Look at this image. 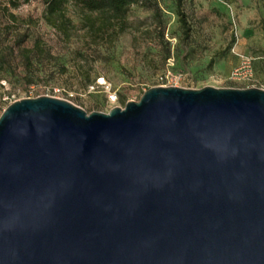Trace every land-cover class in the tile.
<instances>
[{"label":"water","instance_id":"obj_1","mask_svg":"<svg viewBox=\"0 0 264 264\" xmlns=\"http://www.w3.org/2000/svg\"><path fill=\"white\" fill-rule=\"evenodd\" d=\"M0 264H264V89L156 86L0 115Z\"/></svg>","mask_w":264,"mask_h":264},{"label":"rangeland","instance_id":"obj_2","mask_svg":"<svg viewBox=\"0 0 264 264\" xmlns=\"http://www.w3.org/2000/svg\"><path fill=\"white\" fill-rule=\"evenodd\" d=\"M10 1L0 0V115L39 96L108 113L156 86L245 88L229 79L242 56L254 58L255 87L264 89V0H146L131 7L118 36L73 17L69 39L46 22L42 0ZM98 77L105 84L92 88Z\"/></svg>","mask_w":264,"mask_h":264},{"label":"trees","instance_id":"obj_3","mask_svg":"<svg viewBox=\"0 0 264 264\" xmlns=\"http://www.w3.org/2000/svg\"><path fill=\"white\" fill-rule=\"evenodd\" d=\"M31 0H11L14 8L21 2ZM46 4L45 20L54 27L60 35L69 39L77 29L73 17H80L88 30L96 34H106L111 38L118 36L127 28L126 19L133 5L143 4L146 0H42ZM69 6L73 13L69 14ZM184 33L189 36L190 27L184 15L181 14ZM214 61H211L213 64Z\"/></svg>","mask_w":264,"mask_h":264},{"label":"built area","instance_id":"obj_4","mask_svg":"<svg viewBox=\"0 0 264 264\" xmlns=\"http://www.w3.org/2000/svg\"><path fill=\"white\" fill-rule=\"evenodd\" d=\"M253 61L254 58L252 56H242L239 66L234 69L229 79L231 81L244 83L246 85L245 88L255 87L256 78ZM97 84H105V78L98 77L96 83L91 85L92 88H95ZM109 98L111 101H116L118 99V95L110 92Z\"/></svg>","mask_w":264,"mask_h":264}]
</instances>
